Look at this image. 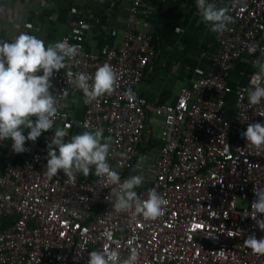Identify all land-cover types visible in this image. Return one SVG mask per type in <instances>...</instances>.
I'll return each instance as SVG.
<instances>
[{"label":"built area","instance_id":"obj_1","mask_svg":"<svg viewBox=\"0 0 264 264\" xmlns=\"http://www.w3.org/2000/svg\"><path fill=\"white\" fill-rule=\"evenodd\" d=\"M190 1L191 13L199 15L196 0ZM208 2L228 7L233 20L223 33L214 32L216 48L203 53L207 70L189 78L171 102L150 101L137 90L157 56L155 36L140 27L144 0H131L119 46H105L103 53L87 49L85 12L70 8L69 30L60 40L79 45L81 54L51 77L58 108L53 129L43 132L39 142L26 141L16 162L1 159L3 148L13 151L11 138L0 141V264H86L91 251L117 246L125 258L131 247L137 248L138 264H264V255L253 254L243 243L253 233L264 237L244 215L256 198L254 186L264 185V149L247 145L243 137L248 124H264L258 115L264 101L249 105L242 91L258 72L257 62L264 63V0ZM250 47L255 49L251 53ZM104 63L117 72L118 85L85 103L67 73L94 74ZM76 92L82 94L79 117L68 107ZM153 117L163 122L157 136ZM75 125L102 129L111 137L107 162L121 182L142 148L159 139L147 184L135 190L142 198L152 188L161 194L168 202L162 216L145 220L112 210L105 197L117 186L105 187L103 177L77 172L74 182L62 170L47 177L55 130L69 135Z\"/></svg>","mask_w":264,"mask_h":264},{"label":"clouds","instance_id":"obj_2","mask_svg":"<svg viewBox=\"0 0 264 264\" xmlns=\"http://www.w3.org/2000/svg\"><path fill=\"white\" fill-rule=\"evenodd\" d=\"M199 15L208 22L209 30L223 33L233 20L228 7H217L208 0H196ZM179 31V27L176 28ZM254 47L249 48L253 52ZM79 45L69 44L65 38L48 43L36 35L19 32L9 40H0V141L11 138L12 150L23 153L26 141L35 142L43 132L53 129L58 114L57 100L50 89L54 71L67 68L66 61L80 55ZM258 72L251 77L250 86L242 91L247 94L249 105H260L264 101V63L257 62ZM70 83L81 90L85 103H91L105 94H111L118 85V74L104 63L94 74L85 72L67 73ZM130 94V90H129ZM244 96L239 97L240 101ZM258 115L264 116V112ZM27 130V135L24 132ZM68 132L57 128L48 144V159L45 165L48 178L57 176L62 170L69 180L76 182L75 173L87 177L90 172L105 178V187H113L105 199L111 202L112 210L128 212L132 218L142 216L145 220H156L164 214L167 200L154 188L149 189L147 198L135 190L144 183L143 175H130L121 182L120 175L107 162L111 137H104L102 129L86 130L66 139ZM243 137L247 145L264 149V124L250 123ZM256 197L251 203L250 216L256 226L264 231V185L253 188ZM227 217V216H225ZM244 246L253 254L264 255V237L250 234ZM139 250L131 247L129 255L121 256L116 248L91 251L86 264H138Z\"/></svg>","mask_w":264,"mask_h":264},{"label":"crops","instance_id":"obj_3","mask_svg":"<svg viewBox=\"0 0 264 264\" xmlns=\"http://www.w3.org/2000/svg\"><path fill=\"white\" fill-rule=\"evenodd\" d=\"M131 0H0V40H11L19 32L36 35L48 43L60 40L69 30L70 8L84 10L88 22L85 45L103 53L105 46H119ZM190 0H144L139 13L140 27L155 36L157 56L148 65L137 90L150 101L171 102L188 79L201 75L209 66L208 56L216 48L214 32L200 15L192 14ZM26 23H31L27 27ZM179 27V31L176 28ZM236 70L235 76L240 75ZM71 114L79 117L83 110L82 94L76 92L68 103ZM154 132L161 133V118L153 117ZM86 129L73 126L66 139ZM27 135V130L24 132ZM42 136V134H41ZM41 136L35 142L41 140ZM104 137H109L103 132ZM32 142V141H29ZM156 139L142 148L130 175H145L152 157L157 155ZM2 161H20L21 156L8 148L2 150ZM94 173V166L92 168ZM82 173V172H81ZM92 172L89 177L95 176ZM83 174V173H82Z\"/></svg>","mask_w":264,"mask_h":264}]
</instances>
